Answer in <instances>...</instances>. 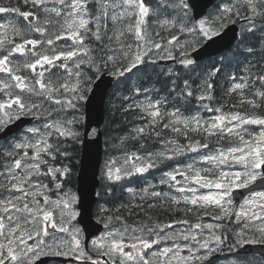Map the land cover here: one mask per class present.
<instances>
[{
	"label": "snow or ice",
	"instance_id": "1",
	"mask_svg": "<svg viewBox=\"0 0 264 264\" xmlns=\"http://www.w3.org/2000/svg\"><path fill=\"white\" fill-rule=\"evenodd\" d=\"M0 14V264H211L224 245L229 264H264V253L245 251L264 246V191L250 187L264 184V0H215L210 11L203 0H0ZM106 76L116 89L107 109L130 125L122 135L94 120L97 107L104 110ZM25 117L36 123L10 137ZM249 125L259 126L255 134ZM102 136L103 166L77 194L67 188L76 157L83 152L87 166ZM211 137L228 147L210 148ZM197 160L214 167L198 168ZM166 161L182 164L159 179L177 195L155 185L127 188L140 203L109 206L125 190L122 182ZM241 188L251 195L236 212L233 190ZM93 208L104 228L94 239L84 234L95 228ZM157 208L186 216L215 211L218 223L145 222ZM122 209L144 221L127 223ZM249 221L260 226L250 232ZM181 223L188 229L175 232ZM165 241L173 246L161 247Z\"/></svg>",
	"mask_w": 264,
	"mask_h": 264
},
{
	"label": "flooded vegetation",
	"instance_id": "2",
	"mask_svg": "<svg viewBox=\"0 0 264 264\" xmlns=\"http://www.w3.org/2000/svg\"><path fill=\"white\" fill-rule=\"evenodd\" d=\"M33 121H34V122H33ZM33 121H32V123L35 124L36 121H35V120H33ZM32 123H31L30 125L24 127L23 129H21L19 132L15 133V134H19L20 132H24V131L26 130V128L31 127V126L33 125ZM12 135H13V134H12ZM12 135H9V136L11 137ZM77 162H78V161H76V163H77ZM152 173H153V171H152V170H149V172H147V174H144V176H143L144 181H143V186H142V187H139V188L131 187V188H133V189L135 188L136 192L139 193V191H140L141 188H146V187H148L149 185H155V186H156V187H155V190H156V191L165 192V190L168 188V186H165V187H163V188H160V186H157V185H156V183H157V179H156V177H155V173H153V174H152ZM72 180H73V179H72ZM71 185H72V183H71V181H70V182L68 183V187L70 188ZM128 188H129V187H128ZM126 189H127V188L125 187V190H123V192L121 193V195H120V194H116V197H118V199L120 200V202L123 203V202L125 201V199H127V198L124 197V196H130L131 198H128L127 200L130 199V201H131L132 203H140L139 195L132 196L130 193L127 192ZM150 190H151V189H150ZM171 191L173 192V194L177 195L175 189H172ZM109 206H110V205H109ZM178 208H182V206L179 205V206H177V209H178ZM162 210H163V209H159V208H157V209H155V210H151V211H149V212H148V215H150L151 220H147V221H145V222H147V223H151V222L155 221V222L171 223V222H173V220H179L180 218H181V219H184V218L187 219V216H186L183 212H179V211H176L175 213H173V211H172L173 214H171V215H167V216H162V214H160V212H161ZM155 213H156V214H155ZM120 214H121V215H124V216L127 218V223H129V224H134V221H135L136 223H139V222H141V221H144V216H143V214H140V213H138V214H137L136 216H134V217H128L127 212L124 211V210L122 209ZM95 216H96V215H95ZM168 216H169L170 218H167ZM96 219H97L98 221H100V218H99L98 216H96ZM181 219H180V220H181ZM174 225H178V224H174ZM180 225H183V224H180ZM134 226H135V225H134ZM93 239H94V238H93ZM177 243H180L181 248H182V251L180 252V255H183V256L188 255V252L186 253L187 248L184 247L183 241H177ZM253 245H256V244H253ZM163 246H170V247H171V246H173V244H172V242L165 241L164 244L161 245V247H163ZM185 253H186V254H185Z\"/></svg>",
	"mask_w": 264,
	"mask_h": 264
},
{
	"label": "water",
	"instance_id": "3",
	"mask_svg": "<svg viewBox=\"0 0 264 264\" xmlns=\"http://www.w3.org/2000/svg\"><path fill=\"white\" fill-rule=\"evenodd\" d=\"M212 1L214 0H203V3L207 4V6L212 3ZM237 27H232L230 29L231 31H235ZM111 77H104L103 78V82L100 84V89L101 90H108L111 88V86H109L108 81L111 80ZM113 84V83H112ZM106 99V96L105 98ZM94 120L96 122H98L101 126V124L103 123L104 120V110L101 111L99 107H97V111H96V115L94 117ZM96 123H93V127H96ZM102 152H103V148H102V137H100L98 139V146L95 148V152L92 156V158L90 159L89 163L87 166H85V161H84V153L82 154V160H81V171L79 174V185H78V192H80L82 186H88L89 188L91 187V181H92V172L93 170H96L100 167V163L102 160ZM98 171H97V176H98ZM91 224L95 225V228L92 231H89L87 229H85L87 237H92V235H94L97 231V224L95 223L94 219L92 218L91 220ZM83 225V224H82ZM84 227V225H83ZM246 252H260V253H264V246L260 245V244H256V245H248L245 248Z\"/></svg>",
	"mask_w": 264,
	"mask_h": 264
},
{
	"label": "rangeland",
	"instance_id": "4",
	"mask_svg": "<svg viewBox=\"0 0 264 264\" xmlns=\"http://www.w3.org/2000/svg\"><path fill=\"white\" fill-rule=\"evenodd\" d=\"M213 115V114H211ZM27 119H30L32 120L31 117H26ZM247 129L249 132H252L253 134L256 133V131L259 129V126H257L256 128H254L253 125H249L247 126ZM245 139H248L247 136H245ZM114 142V141H113ZM226 147H222L221 149H224ZM190 155H194V154H190ZM208 163V162H207ZM196 167H198V164H195ZM179 167L181 168L182 165L179 164ZM204 167V164L201 163V168ZM207 168H210V167H214L213 165H210L208 164V166H206ZM237 167V166H236ZM220 168L223 170V171H226V172H233L234 169L233 167L232 168H229L227 165H221ZM172 170V169H171ZM181 170H183V168H181ZM47 182V181H45ZM261 191H264V190H261ZM233 210L238 212L240 209H239V206L237 207H233ZM247 210V209H246ZM208 215H204V214H201V216L199 218H195L193 221H190L189 224L190 225H193L197 222L201 223L202 225H208V224H216L218 223V221L216 219L214 220H208ZM225 223H228L227 221ZM231 226L234 230L238 231L239 229L236 228V221L233 219L231 222ZM235 223V224H234ZM249 230L250 232H254L255 231V228L256 227H259L260 226V223L258 221H249ZM173 228L175 230V232L179 233V232H185L187 229H188V225H173ZM203 235H207V230L205 229L203 231ZM185 242H183L184 244ZM189 245L195 243L194 241H191L189 240L187 242ZM216 253H221L219 257H216L214 259L211 260V264H229V261L232 259V254L227 250V247L224 245L222 246V250L221 251H217Z\"/></svg>",
	"mask_w": 264,
	"mask_h": 264
},
{
	"label": "trees",
	"instance_id": "5",
	"mask_svg": "<svg viewBox=\"0 0 264 264\" xmlns=\"http://www.w3.org/2000/svg\"><path fill=\"white\" fill-rule=\"evenodd\" d=\"M15 2V0H13V3ZM151 70H149V72H150ZM134 76V75H133ZM137 76V75H136ZM145 79H147V77H145ZM153 79H154V77H153ZM134 81H136V80H134ZM134 81H130V83H135ZM224 81V79L221 81V82H223ZM157 87H159V85H157ZM114 90H116L115 89V85H114V87H113V89H111V91H110V93H109V97H110V95H111V93H112V91H114ZM222 97L220 98V99H223L224 98V93H222ZM109 99V98H108ZM228 103H230V100H225V105H227ZM125 118L121 115V113H119V112H113V113H110L109 111H108V109H107V107H106V122H105V124H111L112 125V127H113V129H114V131L112 132V133H110V134H112V135H114V134H116V133H119V134H123L124 132H126L127 130H128V127H130V125H128V126H125L123 123H122V121L124 120ZM128 119H131V117H128ZM117 125H119L120 127L119 128H116V126ZM165 135L167 136V138H170V139H173V138H176V139H178L179 141H185L186 139L185 138H183V137H174V136H172L171 134H168V133H165ZM195 135L197 136V134H193V138L195 139ZM105 138L106 139H108V136H105ZM115 142V141H114ZM107 147H108V145H107ZM136 147H137V145H135L134 144V142H129V144H128V148H129V150H131V151H135L136 150ZM111 155H118V154H120V152L119 151H113V152H111L110 153ZM112 205H115L116 207H119L120 206V203H118V202H116L115 200H113L112 201V204H111V206ZM156 214V213H155ZM160 214H162V216H167V215H171V214H173L172 213V211L171 210H162L161 212H160ZM149 217H150V215H149ZM167 218H170L169 216L167 217Z\"/></svg>",
	"mask_w": 264,
	"mask_h": 264
},
{
	"label": "bare ground",
	"instance_id": "6",
	"mask_svg": "<svg viewBox=\"0 0 264 264\" xmlns=\"http://www.w3.org/2000/svg\"><path fill=\"white\" fill-rule=\"evenodd\" d=\"M137 79H138V77H137L136 75H134V77L131 78V81L136 80V81H134V82L136 83V82H137ZM24 119L26 120V122H27L28 125H30V124L32 123V121H33V119L30 120V119H27L26 117H25ZM105 120H106V117H105ZM33 122H34V121H33ZM32 124H33V123H32ZM103 152H104V154H106V151H105V150H103ZM80 156H81V155H80ZM80 156H77V157H76V161L79 160ZM113 156H117V157H119L120 154H118V155H113ZM75 169H76V167L73 169V173L75 172ZM72 179H73V176L71 177V180H72ZM71 180H70V181H71ZM126 182H127V183H130V184H137V183H138L137 180H136L134 177L129 178V180L126 181ZM124 197H126L127 199H128V198H131L130 196H124ZM127 199H125V201H126V202H129L130 199H129V200H127ZM234 224H235V223H234Z\"/></svg>",
	"mask_w": 264,
	"mask_h": 264
}]
</instances>
